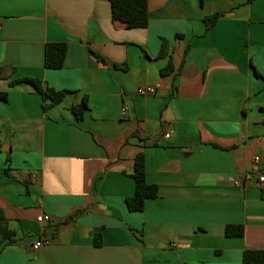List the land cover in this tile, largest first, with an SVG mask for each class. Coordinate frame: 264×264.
<instances>
[{
    "label": "crops",
    "instance_id": "crops-1",
    "mask_svg": "<svg viewBox=\"0 0 264 264\" xmlns=\"http://www.w3.org/2000/svg\"><path fill=\"white\" fill-rule=\"evenodd\" d=\"M48 43L67 46L61 68ZM0 71V209L16 233L0 264H243L264 249V0H149L134 29L108 0H0ZM26 78L70 93L45 109ZM140 152L159 196L132 212Z\"/></svg>",
    "mask_w": 264,
    "mask_h": 264
},
{
    "label": "trees",
    "instance_id": "trees-1",
    "mask_svg": "<svg viewBox=\"0 0 264 264\" xmlns=\"http://www.w3.org/2000/svg\"><path fill=\"white\" fill-rule=\"evenodd\" d=\"M112 8V19L115 23L120 22L128 29L146 28L149 25V0H108ZM223 12H217L207 16L204 19L206 32L215 27ZM67 53V46L63 43H48L45 49V66L48 69H58L63 66ZM168 44L163 40L160 57L167 56ZM102 61L104 59L98 56ZM174 69L172 59L163 73H170ZM1 72V71H0ZM1 75V73H0ZM31 83L45 100H50L45 109L62 103L70 91L56 90L45 86L43 82L36 78L23 79ZM21 80L11 81L10 85L15 86ZM8 92H0V100H7ZM89 108L88 97L85 96L83 101L72 106V112L77 120H83L85 111ZM135 180V194L127 198V206L132 212H141L145 210L146 202L149 199H155L159 196V187L156 184L147 182L146 177V154L140 152L135 158V171L132 174ZM264 198V191L262 194ZM81 213L79 211L77 214ZM245 229L243 225H227L225 234L228 237H243ZM100 236V235H99ZM97 236L96 243L100 245V237ZM16 242V233L9 226L2 209H0V244L10 245ZM243 264H264V249H249L244 252Z\"/></svg>",
    "mask_w": 264,
    "mask_h": 264
},
{
    "label": "built area",
    "instance_id": "built-area-1",
    "mask_svg": "<svg viewBox=\"0 0 264 264\" xmlns=\"http://www.w3.org/2000/svg\"><path fill=\"white\" fill-rule=\"evenodd\" d=\"M156 93V88L155 87H145V86H142V87H139L137 89V94L138 95H143V96H149V95H154ZM126 107L123 109L126 111ZM167 136H169V134H167ZM256 161H259V158H256L255 159ZM260 181H264V176H261L259 178ZM235 184L236 185H240V182L239 181H235ZM51 220V217L49 215H40L37 217V221L40 222V223H48L50 222ZM49 243L48 239H45V238H40V239H37L33 245V248L35 250H38L41 246H43L44 244H47Z\"/></svg>",
    "mask_w": 264,
    "mask_h": 264
}]
</instances>
